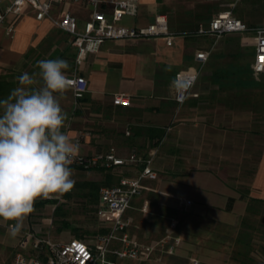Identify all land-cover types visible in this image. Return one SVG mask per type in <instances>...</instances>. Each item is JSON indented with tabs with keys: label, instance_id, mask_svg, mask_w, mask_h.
I'll use <instances>...</instances> for the list:
<instances>
[{
	"label": "crops",
	"instance_id": "crops-1",
	"mask_svg": "<svg viewBox=\"0 0 264 264\" xmlns=\"http://www.w3.org/2000/svg\"><path fill=\"white\" fill-rule=\"evenodd\" d=\"M11 3L12 0H0V13ZM62 9L76 15L81 24L90 18V12L81 5L67 4ZM223 12H232L250 28L264 25V0H140V12L134 17L136 23L129 26H146L153 23L156 16L166 15L170 30L179 34L173 45L169 46L165 38L108 41L99 52L88 54L69 72L73 74L77 70L88 80L89 89L84 97L76 99L71 89L59 97L68 115L63 131L76 143L83 135L79 155L96 156L115 148L119 157L127 158L136 153L146 159L157 150L153 169L158 178L145 181L146 189L127 213L133 223L139 215L149 219L141 220V227L136 223L138 230L131 232L130 226L128 232L135 241L155 242L165 235L153 239L150 234L163 229L162 224L166 226L165 234L176 221L183 244L175 256L163 259L154 256L145 264H192V259H197L199 264H226L227 247L216 242V237L225 238L238 230L248 210V200L242 198V192L264 200L262 124L254 121L247 100L236 102L241 106L239 111L222 107L226 103L221 100V91L234 87L226 79L217 80V67L210 64L215 52L193 90L200 97H192L182 106L174 99L173 83L177 74L197 64L195 53L201 48L193 51L191 41L201 37L193 33ZM12 24L16 25L13 38L7 34V27ZM49 27L50 21L38 20L31 8L7 17L0 28V99L2 95L7 98L19 86L17 77L24 72L31 75L39 71L37 66L30 67L26 62L46 40ZM251 39L254 42V36ZM72 47L76 60L77 49ZM252 55L254 63V45ZM257 77H264V73ZM117 94L130 96L132 106H116ZM202 105L210 107L202 112ZM159 138L162 140L155 145ZM71 168L75 185L66 196L80 191V198L88 200L96 197L83 184L114 186L122 177L137 176L143 165L111 170ZM249 169L254 170L251 180L243 181V174L247 178ZM99 198L100 193L97 205ZM46 200L36 199L34 212L16 237H12L6 224L0 221V259L7 254L3 258L5 264L14 261L25 233L53 224L51 217L40 218L43 211L56 208L43 206ZM185 218L202 221V234L184 229ZM12 258V262L7 263Z\"/></svg>",
	"mask_w": 264,
	"mask_h": 264
},
{
	"label": "built area",
	"instance_id": "built-area-1",
	"mask_svg": "<svg viewBox=\"0 0 264 264\" xmlns=\"http://www.w3.org/2000/svg\"><path fill=\"white\" fill-rule=\"evenodd\" d=\"M67 4L81 5L90 12V18L83 24L70 11H63ZM31 8L38 20H52L62 31L72 36V44L77 49L76 64L80 65L90 53L99 52L108 41L133 40L141 41L152 38H165L172 46L179 35L170 30L166 15L156 16L153 23L146 26H129L123 24L127 16L137 17L140 12V0H12L10 7L0 13V28L7 22L10 14H21ZM58 14V17L55 15ZM252 33L255 58L253 71L256 75L264 73V25L250 28L236 18L232 12L220 13L209 24L201 25L193 33L196 37L211 40L208 49L197 50L195 53L196 66L177 74L174 80V99L180 105L186 104L191 98L202 69L209 62L210 57L220 41L230 34ZM7 34L12 38L16 35V25L7 27ZM71 81L69 89L76 99L84 97L88 92V80L77 70L67 75ZM114 104L120 107H131V97L117 94ZM127 135H130L127 132ZM83 135L77 138L80 144ZM157 150H153L146 159L132 154L127 158L117 155L116 149L96 156L78 155L70 167L84 170L107 169L142 164L143 168L134 177H122L117 185L105 186L100 189L97 205V217L110 223L109 232L99 235L94 242L72 239L66 242H56L50 236H41L35 232L23 235L19 249L11 264H124L125 261H144L154 256L163 259L165 256H175L183 244L178 235L177 222L171 224V231L155 244H145L134 241L128 230L132 219L127 213L134 200L146 189V180H156L157 172L153 169L154 157ZM74 189V188H73ZM73 189L62 197L70 194ZM120 248H115V243ZM192 264H199L197 259Z\"/></svg>",
	"mask_w": 264,
	"mask_h": 264
},
{
	"label": "clouds",
	"instance_id": "clouds-1",
	"mask_svg": "<svg viewBox=\"0 0 264 264\" xmlns=\"http://www.w3.org/2000/svg\"><path fill=\"white\" fill-rule=\"evenodd\" d=\"M37 67L17 77L19 86L0 99V221L12 237L37 198H60L75 185L70 165L80 149L63 131L68 115L59 99L71 85L69 63L45 59Z\"/></svg>",
	"mask_w": 264,
	"mask_h": 264
},
{
	"label": "rangeland",
	"instance_id": "rangeland-1",
	"mask_svg": "<svg viewBox=\"0 0 264 264\" xmlns=\"http://www.w3.org/2000/svg\"><path fill=\"white\" fill-rule=\"evenodd\" d=\"M63 11L68 10L64 9ZM57 15L58 14H56L55 17L59 16ZM82 19L84 18L82 17ZM49 21L50 27L46 31V40L42 42L41 46L36 51L29 55L26 65L36 67L37 62L40 60L64 59L69 63V68L66 70V74H69L74 65H76L75 51L72 47V36L60 30L52 20ZM134 23H136L135 18L130 16L124 18L123 24L132 25ZM252 36V33H243L239 35L230 34L225 36L213 51V53H215H212L213 58L210 64L217 67V80L219 77L223 78V80L226 79L229 82L228 84H232L234 87L233 89L230 88L221 91V100L226 103L222 107L239 111L241 106L236 102L240 101V99L247 100L249 103L247 107L249 111L253 113L254 121L256 122L258 120L262 124L260 130L264 131V77L258 78L252 70ZM191 42L193 51L196 48L208 49L212 43L211 40H204L201 38L192 39ZM2 96L4 97L1 99L6 98L5 95ZM192 97L199 98L200 94L193 91L191 98ZM207 99L209 100V97ZM209 107V105H202L200 109L204 112L207 111ZM251 128L257 129L255 126H250V129ZM253 171L254 170L251 169L246 170L248 175L247 178H245L243 174V181H250ZM79 193L80 191L70 196L48 198L43 206L54 205L56 208L53 210V208L50 207L47 211H43V215L40 218L44 219L51 217L53 219V224L50 226H40L39 230L35 233L41 236H50L56 242L79 239L87 241L88 243L94 242L99 235L108 233L110 223L104 222L97 217V200L94 198L82 200ZM135 219L134 223L132 221L131 232L133 229L138 230L135 228L136 223H138L137 226L141 227L139 222L141 220L148 221L149 217L144 218L139 215ZM185 219L187 221L184 225V229L195 234H202L200 231V228L204 227L202 221L190 218ZM162 226L163 229L161 228L159 232L150 234L149 237L154 239L156 236H166L169 230L163 234L166 226L163 224ZM241 231L240 222L238 230L234 231L232 234L225 238L224 236L216 237V242L227 247L226 264H264V212L261 216L251 217V228H245V235L242 237L243 240H241L243 243H239L238 241ZM80 235H82V237H80ZM162 238L163 237L150 243L137 240L136 242L155 244ZM133 240L135 241V239ZM114 247L120 248L121 246L116 243ZM6 255L7 254H3V257L0 259V264H5L3 258ZM13 258L9 259L7 263H11ZM146 261L147 260L131 261V264H145ZM128 262L129 261H125L124 264H129Z\"/></svg>",
	"mask_w": 264,
	"mask_h": 264
},
{
	"label": "trees",
	"instance_id": "trees-1",
	"mask_svg": "<svg viewBox=\"0 0 264 264\" xmlns=\"http://www.w3.org/2000/svg\"><path fill=\"white\" fill-rule=\"evenodd\" d=\"M220 79H223L219 77ZM223 85V84H222ZM162 138H159V140L156 142L155 145H159ZM136 154V153H134ZM86 188H89L92 192L93 197H96L98 193H100V189L102 188L99 184L96 183H90V184H83ZM249 192H242V198L248 200V210L247 214L242 218L241 220V229L242 231L239 233L238 241L239 243H243L241 240L242 237L245 235V228H251V217L253 216H261L264 212V200L256 199L249 197ZM233 200L230 202L229 209L232 208ZM248 235V233H247ZM82 237V235H80ZM241 254V253H240Z\"/></svg>",
	"mask_w": 264,
	"mask_h": 264
}]
</instances>
